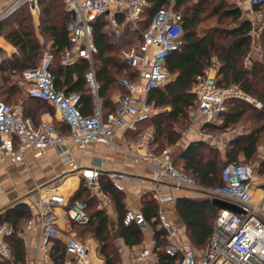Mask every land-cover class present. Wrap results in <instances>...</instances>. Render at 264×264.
<instances>
[{"label":"built area","instance_id":"1","mask_svg":"<svg viewBox=\"0 0 264 264\" xmlns=\"http://www.w3.org/2000/svg\"><path fill=\"white\" fill-rule=\"evenodd\" d=\"M233 1L240 4L243 0ZM261 2L262 0H248L252 7ZM23 3L32 9L36 0H15L0 18L9 15ZM63 3L69 15L66 25L69 45L64 49L60 62L63 65H71L78 59L88 62L84 79L90 97V111L83 113L79 93L66 94L55 88L51 70L52 54L43 53L37 57L34 65L22 71L24 90L29 97L47 101L57 119L67 125L68 132H62L52 120H41L35 124L24 115L19 102L7 103L0 98V164L21 161L28 151L35 156L41 155L48 146H63L68 153V143L78 147L89 143L116 145L113 141L116 130L134 131L138 122L153 115L155 109L153 103L147 100V94L165 83L166 58L183 44L181 13L173 9L171 4L156 8L148 26L141 32V39L123 50V61L133 74L131 78H119L123 91L113 92L112 109L105 112L100 93L101 84L93 64L96 47L92 39V22L98 17L106 16L115 32H119V27L125 23L137 27L148 0H63ZM256 13L262 20L260 27H264V14L259 11ZM255 52L257 51L252 50L248 53L244 60L245 66L250 64L252 58H263L260 52L259 55ZM214 67H206L192 84L195 93L193 111L197 117L203 122H222L226 100L231 96L241 97L252 102L254 106L261 107L260 101L236 86H220L215 75L209 73ZM204 132L206 137L214 136ZM236 132L235 127L229 126L219 136L233 135ZM143 147L146 150L144 154L133 150H128V154L149 168L152 186L143 192L149 191L158 204L159 224L166 230L168 238L174 232L161 210V205L173 201L174 197L163 192V185L189 189L210 199L220 198L237 204L243 210V213H237L227 208H218L207 247L200 252L191 247L170 243L167 252L180 255L170 264H264V190L261 189L260 197L253 196L251 167L246 161L226 162L221 168L220 182L205 185L174 164L169 147L154 152L148 141H145ZM70 159L69 153L62 157L65 163L71 165L69 172L74 171V174L66 175L76 177L74 187L61 191L57 185L38 186L36 196L29 202V208L34 212L26 220L21 232L16 231L11 222L0 223V261L11 257L9 237L16 233L24 234L35 226L39 229L37 248L42 251L44 264H60L51 257V248L59 237L55 208L66 205L68 196L81 181L89 189L99 188V169L79 167ZM107 175L117 191H123L124 181L131 179L130 175L120 171H111ZM107 201H111L110 197H107ZM83 208L81 202H76L68 209V213L74 220L85 223L88 215ZM122 222H134L142 231L147 225L141 208L132 205L125 208ZM63 249L62 264H91L89 247L74 234L66 236ZM149 253L150 248L144 247L138 259L145 264Z\"/></svg>","mask_w":264,"mask_h":264},{"label":"trees","instance_id":"2","mask_svg":"<svg viewBox=\"0 0 264 264\" xmlns=\"http://www.w3.org/2000/svg\"><path fill=\"white\" fill-rule=\"evenodd\" d=\"M39 3L41 4L39 21L41 37L37 36L32 16L25 6H18L11 13L12 16L9 15L0 20V35H3L15 48L12 54L0 58V98L7 103L17 100L23 83L22 71L34 65L37 57L47 51L52 54L51 70L55 88L66 94L79 93L81 109L83 113H88L90 110L83 109L90 100L84 79V72L89 66L88 62L85 59H78L71 65H63L60 62L64 49L69 45L66 30L69 15L67 11L66 14L63 12V0H39ZM169 4L181 13L183 44L166 58L168 76L165 83L147 94V100L161 109L153 117L138 122L136 129L131 132L137 134L140 132L142 123L149 120L154 128L153 137L148 141L152 151L160 152L167 145L175 144L181 133L178 126L183 125V121L188 119L189 108L194 106L195 93L192 90V84L196 76L202 74L210 65L215 66V78L220 86L234 85L261 102V107L258 108L241 97H228L222 122H205L202 125L203 130L217 134L229 126L239 125L242 119L248 121V125L243 126L245 129L231 135L223 150L204 139H196L189 141L173 157L177 167L196 177L200 183L212 185L220 182L221 168L226 162L238 161L241 155L245 160H250L258 145L264 142V27L259 34L260 53L263 58H252L250 64L245 66L244 60L251 51L253 23L248 17H242V10L238 5L226 0H148L138 26L132 27L130 23H125L121 35H114L107 26H105L107 29L104 27L108 21L103 16L95 19L92 22V39L96 47L93 64L101 84L100 93L104 101V111L112 109V93L123 91L119 78L121 76L131 78L133 74L123 61V50L141 39V32L148 26L154 10ZM253 9L264 14V0L253 6ZM204 12L208 13L202 15ZM17 13L18 18L16 17V21L12 22L10 18ZM211 14L217 16L219 23L201 27L199 24ZM224 18H229L233 23L220 24V20ZM17 74L20 79L12 81ZM63 125L65 126L64 123ZM248 126H250L249 130L246 129ZM177 162H180V165ZM72 179L68 177L58 186V189L65 191L71 188L75 183ZM99 180L101 189L113 197L119 211L117 236L122 238L126 245L140 244L142 242L140 227L134 222L129 224L122 222L126 207H123L120 192H116L110 180L103 174L99 176ZM81 193L86 194L85 199L89 208L86 211L88 220L79 225L97 242L102 264H119L117 248H114L110 241L111 232L107 215L104 210L95 208L96 205L90 203L91 197L88 198L85 185L81 184L71 202L79 198ZM176 206L187 227L191 243L204 250L213 231L218 208L211 203L210 198L195 199L186 196L177 197ZM141 210L146 222L152 226L155 264L174 262L180 255L168 253L167 247L162 248L165 242L168 246L170 240L166 230L159 224V206L149 191H144L141 196ZM29 213L25 203L17 202L0 214V223L16 224L23 218L26 220ZM15 241L17 250H14L16 253L14 260H7L0 264L22 262L21 241L18 239ZM57 248H61L64 254L63 246L56 239L52 249L56 251Z\"/></svg>","mask_w":264,"mask_h":264},{"label":"crops","instance_id":"3","mask_svg":"<svg viewBox=\"0 0 264 264\" xmlns=\"http://www.w3.org/2000/svg\"><path fill=\"white\" fill-rule=\"evenodd\" d=\"M14 1L15 0H0V17L1 14L8 7H10ZM230 2L234 3L233 0H230ZM236 5L240 7L245 16L251 19L253 23V27L251 30L252 41L250 52H252V50L261 52L259 34L261 29L263 28L260 27V23L262 20L259 19L256 10H254L253 7L250 6L248 0H243L240 4ZM29 11L31 12L34 30L37 36H40L39 21L41 4L36 1L35 6L32 9H29ZM63 12L64 14H66V10L64 7ZM17 16L18 13L17 15L13 16V19H11V21H16V19L18 18ZM104 18L108 21L106 16ZM105 26H107V28H109L108 30L112 31L114 35H121L125 27V25L123 24L121 27H119V32H115L113 31V29H111L109 23L104 25V27ZM14 50V46L8 40H6L3 35H0L1 57L12 54ZM209 73L215 75V67L212 68ZM19 82L21 83V81ZM18 102L22 106L24 115L29 117L35 124H38L41 120H52L53 124L62 132H68L67 126H64L63 123L57 119V116L54 113V110L51 105L45 100L29 97L25 93L23 83L21 84V93L19 95V98L12 103ZM89 102L90 101H88V104L86 103V105L83 106L84 111L90 110ZM189 114L190 116L188 117V126L181 130L179 139L175 142V144H173L176 145L178 148L177 153L180 152L189 141L196 139H204L210 142V144L216 145L218 148H220V150H223L227 140L229 139V137H231V135L219 136V133H217L214 134L213 137H206L205 132L202 128V125L205 122H203L199 116L197 117L194 111L193 113L190 112ZM135 134L136 133H132L131 131L122 132L120 130H116L113 137V141L116 145L89 143L84 147H78L77 145L68 143L67 151L69 153V156L71 158L70 160L72 163H75L79 167H97L100 171L99 176L103 174V176H105L108 180L109 177L107 174L111 171H120L130 175L131 179L124 181V190H116V192H120L119 194L122 196L121 201L123 203V207H128L129 205H132L141 208V196L143 194V190L149 189L152 186V182L150 180L149 168L145 164L138 162L134 157L128 154V150H133L134 152L140 154H144L146 151L143 145L147 140H140L138 138V136H142L140 135V132H138L136 135ZM136 139H138V141ZM133 141L137 142L133 145L131 144ZM68 153L66 152L65 147L63 146H48L45 149L44 153H42L41 155L35 156L33 155V152L28 151L25 153L24 158L21 161H7L3 164H0V214L3 213L7 207L14 206L17 202H23L27 205L28 210L30 212L28 216L29 218L34 212V210H31L29 208L30 200H28V198L22 200L19 199V194L28 191L30 192L33 186L35 185L48 184L53 181L56 176H60L63 174L64 182L67 179V173L73 172L72 174H74V171L69 172V168L71 166L70 163H65L62 160V157ZM240 157L243 156H239V159ZM50 166H52L51 169ZM58 168H60L59 171L56 170ZM75 172L79 175L78 171ZM22 174H29V177H27L26 181H23ZM70 177H72V180L76 183V177L74 175ZM75 183H73L72 187L75 186ZM81 184L84 185L83 181H81V183L77 187H75L73 189V192L68 196L66 205L55 208V211L57 213V228L59 230V237L57 238V240L61 243L62 246L64 239L69 234H76L83 241V238L81 236L82 233L73 228V226H77L78 224L83 223L74 220L68 213V209L71 208L76 202H81L83 204V210L85 211V213L89 208L88 203L85 199V193H81L79 198H76L71 202L73 196L79 191V187H81ZM258 189H260L259 192H261L262 188L260 187ZM162 190L164 193H169L174 197L173 201L166 202L161 205V210L174 232L173 236L168 239L170 240V243H177L182 247H190L188 245V242H191L188 236V230L178 213L176 206V198L180 196H186L195 199H204L207 197H203L195 191H193L195 194H192V192L190 191H186L181 188H172L167 185H163ZM87 192H90L89 195L87 194L88 198L93 197L95 199V208H101L107 215L109 230L111 233H114L113 236L119 241L118 251L120 263L143 264L142 261L138 259V256L144 247H149L150 253L147 257L145 264H155L156 254L153 249L154 240L151 224L148 222L146 228L142 231L143 238L140 244L126 245L123 242V239L117 236V221L119 217V211H117V206L113 200V197L108 192H103L100 187V180L98 189L87 188ZM36 194L37 190L35 194L31 197H35ZM261 195L262 193H259L258 197H260ZM107 197H110V202L107 201ZM59 214H61L62 218H59ZM63 215L65 216L64 219ZM26 220L23 218L18 223H13L14 226L16 225V231H22ZM38 236L39 229L35 226L24 234L16 233L11 235L8 239L12 251L11 257L8 259H4L0 262L14 260L16 256L14 250H17L15 239H18L21 241L20 245L22 248L23 260L21 263L17 261V264H44L42 251L37 248ZM94 245V248L92 247V249L90 250V262L91 264H102L101 257L96 256V254L99 253L96 243H94ZM51 250L52 259L60 264L64 263L63 250L61 248H57L56 251L52 248Z\"/></svg>","mask_w":264,"mask_h":264},{"label":"rangeland","instance_id":"4","mask_svg":"<svg viewBox=\"0 0 264 264\" xmlns=\"http://www.w3.org/2000/svg\"><path fill=\"white\" fill-rule=\"evenodd\" d=\"M36 1L39 2V0H36ZM226 1L227 2H230V0H226ZM19 6H25L26 7L25 9H27V11L31 14V12L29 11V8L27 7V4L23 3V4L19 5ZM23 13H24V11H23ZM205 13H208V12H204L202 15H205ZM9 15L11 16V13ZM9 15H6L4 17H7ZM4 17L0 18V20L3 19ZM242 17L246 18L245 14L243 12H242ZM205 18L199 24L201 27H206V26H209V25H213V24L219 23L216 15H212L211 14V16H207ZM10 19H13V17H11ZM232 23L233 22L230 21L229 18H224V19H221L220 20V24H232ZM255 53H257L258 55L260 54L259 51L255 52ZM167 76H168V73H167ZM16 79H20V77L18 76V74L16 76H14V78H12V81H16ZM154 109H155L154 114H156L157 111L159 109H161V107H157V106L155 107L154 106ZM192 110H193V107L192 108H189V113L190 112L193 113ZM154 114L151 117H153ZM189 116H190V114H189ZM183 122H184L183 125H179L178 126V129L183 130L184 128H186L187 125H188V122H189V118L186 121H183ZM245 125H248V121H246L245 119H242L241 122L239 123V125H236L235 127L237 128V131L239 132V131L245 129V127L243 128V126H245ZM153 129L154 128H153V126H152V124H151V122L149 120L146 121V122H144V123H142V125L140 127V135H142V136H138V138L140 140H147V141H149L150 138L153 137V134H154ZM246 129L249 130L250 129V126L246 127ZM136 140L138 141V139H136ZM137 141H133L131 144L134 145V143H136ZM167 147L170 148L171 154L174 157L177 154V149H178L177 146L176 145H167ZM238 160L246 161L250 165V167H251V181H252V184L254 186L253 187V196L254 197H258L259 190H260L258 188L261 187L262 190H264L263 189L264 188V142L258 145L255 154L253 155V157L250 160H245L243 157H240V159H238ZM51 168H52V166H50V169ZM56 170L59 171L60 168H58ZM70 174H72V173H70ZM27 177H29V174H27V175L22 174L23 181H26ZM61 184H63V174L60 175V176H56L53 179V181H51L48 184L35 185V186H33L32 190L30 192L28 191V192H25V193H20L19 194V199L22 200V199L28 198V200H31L32 199L31 196H33L35 194L38 186H42V187L49 186V185H57V186H60ZM181 189H184V188H181ZM184 190L190 191V192H192V194H195L193 191H191L189 189H184ZM87 193H88V195L90 194V192H87ZM12 196H14V195H12ZM90 203H92L94 206L96 205V201H95V199L93 197H91ZM64 217L65 216L63 215V219H64ZM59 218H62L61 214H59ZM73 228L76 229V230H78V231H81V233H82L81 236L83 238V241H84V243H86V245L89 247L90 250L92 249V247L94 248V246H95L94 243H96V245H97V242L95 240H93L92 235L91 234H88L85 230H82L83 228H82L81 225L78 224L77 226H73ZM74 235L77 236L76 234H74ZM113 235H114V233H111V237H110L111 240L110 241H111L112 245H114V248L115 247L117 248V252L119 254V251H118L119 241ZM175 237H174V239H175ZM142 238H143V232H142ZM165 243L162 245V248L163 249L167 247V244H165ZM168 243H170V242H168ZM188 245L191 248H193L195 251H197V252H200V251L203 250L202 247H198L196 245H193L191 242H188ZM96 256L97 257H102L101 254H99V253H97ZM119 264H121L120 263V259H119Z\"/></svg>","mask_w":264,"mask_h":264},{"label":"water","instance_id":"5","mask_svg":"<svg viewBox=\"0 0 264 264\" xmlns=\"http://www.w3.org/2000/svg\"><path fill=\"white\" fill-rule=\"evenodd\" d=\"M211 203L217 208H227L237 213H243V210L237 204L231 203L229 201H226L220 198L211 199Z\"/></svg>","mask_w":264,"mask_h":264},{"label":"bare ground","instance_id":"6","mask_svg":"<svg viewBox=\"0 0 264 264\" xmlns=\"http://www.w3.org/2000/svg\"><path fill=\"white\" fill-rule=\"evenodd\" d=\"M259 193H261V192H259Z\"/></svg>","mask_w":264,"mask_h":264}]
</instances>
